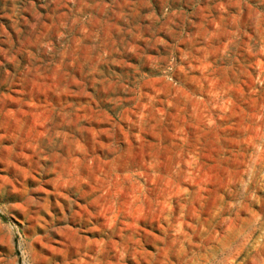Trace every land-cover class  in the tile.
I'll list each match as a JSON object with an SVG mask.
<instances>
[{"label":"rangeland","instance_id":"rangeland-1","mask_svg":"<svg viewBox=\"0 0 264 264\" xmlns=\"http://www.w3.org/2000/svg\"><path fill=\"white\" fill-rule=\"evenodd\" d=\"M0 264H264V0H0Z\"/></svg>","mask_w":264,"mask_h":264},{"label":"water","instance_id":"water-1","mask_svg":"<svg viewBox=\"0 0 264 264\" xmlns=\"http://www.w3.org/2000/svg\"><path fill=\"white\" fill-rule=\"evenodd\" d=\"M1 217H2L4 220H7V218H6L3 214H1Z\"/></svg>","mask_w":264,"mask_h":264}]
</instances>
